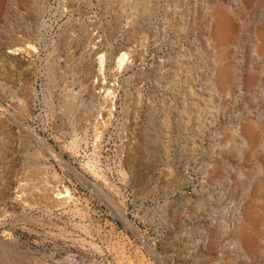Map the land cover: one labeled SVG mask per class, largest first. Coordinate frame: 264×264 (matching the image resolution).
<instances>
[{
    "label": "rangeland",
    "instance_id": "obj_1",
    "mask_svg": "<svg viewBox=\"0 0 264 264\" xmlns=\"http://www.w3.org/2000/svg\"><path fill=\"white\" fill-rule=\"evenodd\" d=\"M0 264H264V0H0Z\"/></svg>",
    "mask_w": 264,
    "mask_h": 264
},
{
    "label": "bare ground",
    "instance_id": "obj_2",
    "mask_svg": "<svg viewBox=\"0 0 264 264\" xmlns=\"http://www.w3.org/2000/svg\"><path fill=\"white\" fill-rule=\"evenodd\" d=\"M42 141V139H41ZM50 148V147H49ZM52 151H53V148H51ZM61 198V197H60ZM63 201V200H62ZM57 202V201H56ZM62 204V202H61ZM122 213V216H121V219L123 220V222L125 223V225L127 227H130L131 229H133V231H135L136 235L141 239V240H145L144 237L142 236V234L139 232V230L134 226V223L129 219L127 218V215L121 211ZM152 248V247H151Z\"/></svg>",
    "mask_w": 264,
    "mask_h": 264
}]
</instances>
